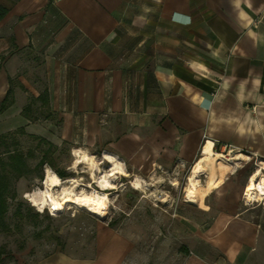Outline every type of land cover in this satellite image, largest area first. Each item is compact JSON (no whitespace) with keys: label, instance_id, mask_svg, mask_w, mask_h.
<instances>
[{"label":"crops","instance_id":"0c3cea01","mask_svg":"<svg viewBox=\"0 0 264 264\" xmlns=\"http://www.w3.org/2000/svg\"><path fill=\"white\" fill-rule=\"evenodd\" d=\"M0 5L8 10L0 106L9 90L13 98L0 111L7 131L24 127L57 147L109 152L132 178L154 180L192 168L212 141L215 152L240 158L205 199L217 198L201 209L215 207L216 217L183 264H264V215H256L264 202L243 200L251 175L264 172V0ZM27 106L39 120L24 116Z\"/></svg>","mask_w":264,"mask_h":264},{"label":"rangeland","instance_id":"374dc122","mask_svg":"<svg viewBox=\"0 0 264 264\" xmlns=\"http://www.w3.org/2000/svg\"><path fill=\"white\" fill-rule=\"evenodd\" d=\"M32 110L39 114L36 107ZM39 116L33 118L39 120ZM8 123L9 118L0 116V174L6 175L9 183L5 226L0 227V264H106L117 253L122 255L119 264H183L184 255L190 254L195 240L205 235L216 217L215 207L204 213L202 210L207 209L185 202L191 166L176 176L164 174L159 180L143 177L147 195L131 186L132 172L128 178L121 176L120 187L111 192L104 218L69 204L55 215L48 209L39 211L25 195L43 187L47 167L56 174L65 172L66 178L80 176L86 183L90 180L89 169L85 165H80L78 172L72 168L74 150L70 145L52 150L29 137L24 127L7 131ZM47 150L48 164L38 167ZM14 152L23 154L27 165L20 177L9 165ZM91 155L103 162L101 151ZM108 165L101 163L104 170ZM209 180H202L204 203L212 193ZM216 199L211 195L208 205L215 204ZM256 215L263 216L264 212L259 210Z\"/></svg>","mask_w":264,"mask_h":264},{"label":"bare ground","instance_id":"6f19581e","mask_svg":"<svg viewBox=\"0 0 264 264\" xmlns=\"http://www.w3.org/2000/svg\"><path fill=\"white\" fill-rule=\"evenodd\" d=\"M73 155L72 168L78 172V167L85 165L89 169V182H84L80 176L62 179L47 167L43 187L26 193L25 198L39 211L44 212L48 209L54 215L63 211L69 204L97 218H104L110 204L111 192L120 187L118 183L120 177H126L129 173L124 163L109 152H104L102 155L101 163L109 164L106 170L93 155L83 149H75ZM226 156L214 151L212 141L209 140L205 144L201 157L193 165L187 177L185 202L208 209L204 203L205 185L201 177L210 179L207 183L210 192L218 189L221 186V179L232 169L230 160L235 159ZM130 184L136 190L148 194L147 182L143 178L134 176ZM246 187V200L249 204L264 202V172L261 169H257L251 175Z\"/></svg>","mask_w":264,"mask_h":264},{"label":"trees","instance_id":"16d2710c","mask_svg":"<svg viewBox=\"0 0 264 264\" xmlns=\"http://www.w3.org/2000/svg\"><path fill=\"white\" fill-rule=\"evenodd\" d=\"M7 13H8L7 8L0 5V21H2V19L6 16ZM37 100H42L45 102V94L40 95L37 98ZM12 103H13L12 91L9 90L4 101L2 102V104L0 106V111L6 110ZM29 109H30V106H27L23 110L24 116L27 117L30 121H36L37 120L36 118H33L32 116H30L28 114ZM29 137L36 139L39 144H47L48 147L51 148L52 150L57 149V146H55L54 144L50 143L49 141H47L46 139H44L40 136L29 134ZM47 158H48V150H47V152H45L43 154V156H42L41 160L38 162L37 166L43 167L44 165L48 164ZM9 159H10L9 165L11 167V170L17 175V177L22 176L27 171V165H26V162L24 160L23 154H21L19 152H14L10 156ZM57 174L61 178H66L65 172L57 171ZM8 190H9V183L7 181V177H6V175L0 174V227L5 226L3 224L4 223L3 220H4V216L7 212V193H8Z\"/></svg>","mask_w":264,"mask_h":264},{"label":"built area","instance_id":"2783aa9c","mask_svg":"<svg viewBox=\"0 0 264 264\" xmlns=\"http://www.w3.org/2000/svg\"><path fill=\"white\" fill-rule=\"evenodd\" d=\"M246 189H247V187L245 188V190H244V193H243V200H244V203L248 206V207H250V206H254L255 204H258L259 202H253V203H251V204H249L248 203V201L246 200Z\"/></svg>","mask_w":264,"mask_h":264}]
</instances>
